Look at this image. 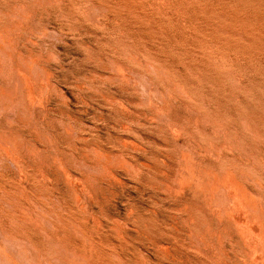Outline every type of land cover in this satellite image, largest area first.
<instances>
[{
    "label": "rangeland",
    "instance_id": "rangeland-1",
    "mask_svg": "<svg viewBox=\"0 0 264 264\" xmlns=\"http://www.w3.org/2000/svg\"><path fill=\"white\" fill-rule=\"evenodd\" d=\"M0 264H264V0H0Z\"/></svg>",
    "mask_w": 264,
    "mask_h": 264
}]
</instances>
